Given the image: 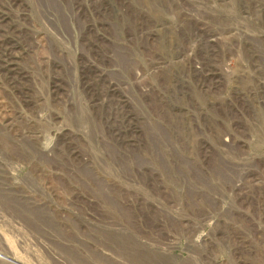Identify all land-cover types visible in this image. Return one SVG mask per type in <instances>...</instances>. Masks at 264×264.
<instances>
[{
    "label": "rangeland",
    "instance_id": "obj_1",
    "mask_svg": "<svg viewBox=\"0 0 264 264\" xmlns=\"http://www.w3.org/2000/svg\"><path fill=\"white\" fill-rule=\"evenodd\" d=\"M0 264H264V0H0Z\"/></svg>",
    "mask_w": 264,
    "mask_h": 264
}]
</instances>
